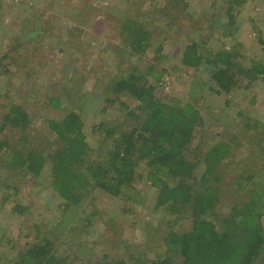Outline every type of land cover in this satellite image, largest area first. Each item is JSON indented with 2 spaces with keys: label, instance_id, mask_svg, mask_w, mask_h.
<instances>
[{
  "label": "rangeland",
  "instance_id": "374dc122",
  "mask_svg": "<svg viewBox=\"0 0 264 264\" xmlns=\"http://www.w3.org/2000/svg\"><path fill=\"white\" fill-rule=\"evenodd\" d=\"M183 2L187 6L165 0H0V122L10 103L22 105L31 119L29 145L18 140L20 134L13 136L15 145L23 151L37 146L46 152L54 134L45 120L75 110L83 117L86 140L96 147L102 139L98 124L131 122L127 111L137 104L105 93L107 79L132 67L139 74L152 66L163 71L158 81L145 74L157 97L187 102L199 111L201 121L191 145L198 149L190 154L200 156L213 143L230 142L232 153L217 169L220 180L209 182L220 190L216 213L226 215L252 187V179L246 178L237 186L238 174L245 175L249 166L264 179V83L243 77L230 92H217L205 66L186 67L180 56L193 39L204 40L212 50L232 46L242 52L245 66L264 60L257 40V31L264 37V0L241 1L236 28L228 35L218 28V23L227 21L226 0ZM129 17L151 30L144 53H133L122 43L121 28ZM159 42L164 58L156 60ZM86 93L97 97L87 109L81 105ZM53 97H59V106L49 101ZM2 133L10 132L6 128ZM200 140L202 144L196 146ZM6 158H0V264L13 259L35 233L50 235L61 212V200L48 183L49 170L37 178L20 177L6 168ZM139 168L146 170L142 164ZM131 186L126 197L93 190V205L85 207L86 212L95 210L85 236L91 264L106 253L150 257L162 248L161 236L169 228L189 227L188 219L177 222L155 207L157 190L146 178ZM15 202L26 209L24 213L12 211ZM262 221L264 225V217ZM255 264H264V255Z\"/></svg>",
  "mask_w": 264,
  "mask_h": 264
},
{
  "label": "trees",
  "instance_id": "16d2710c",
  "mask_svg": "<svg viewBox=\"0 0 264 264\" xmlns=\"http://www.w3.org/2000/svg\"><path fill=\"white\" fill-rule=\"evenodd\" d=\"M165 1L187 6L183 0ZM226 1L227 21L218 23L224 35L236 28L237 7L244 0ZM145 24L132 17L123 22L122 43L133 53H144L150 46L151 30ZM257 40L264 57V37L260 31H257ZM204 45V40L191 39L184 45L181 63L194 69L205 66L217 92H230L243 77L248 82L259 79L264 83V60L251 61V66H245L242 52L232 46L212 50ZM162 48L159 42L154 51L156 60L164 58ZM136 70L132 67L107 79L105 93H113L115 100L121 96L131 98L137 104L127 111L131 122L98 124L96 129L102 139L94 148L83 132L81 112L69 110L58 118L45 120L47 129L54 134V143L45 148L46 152L37 146H28L23 151L21 146L15 145L13 136L20 134L18 140L29 145V112L16 103H10L3 111L0 158L7 156L6 168L15 170L20 177L34 178L45 175L43 170H49L48 183L61 200L60 216L52 225L50 235L35 233L33 241L27 242L4 264H91L85 236L95 210L86 212L85 207L93 205V190L126 197V190L139 178H146L157 190L156 208L164 209L168 217L177 222L188 219L189 227L169 228L161 236L162 248L150 257L132 254L115 257L106 253L96 264H255L264 255L263 175L260 174L262 178L256 176L255 169L249 166L245 175L238 174L237 186L246 178L252 179V187L246 188L226 215H218L215 209L220 190L209 182L220 180L217 169L232 153L230 142L213 143L200 156L190 154L198 149H191V145L201 121L199 111L190 103L154 94V85L145 74L158 81L162 70L158 72L152 66L143 73L137 74ZM81 97V105L86 109L97 98L90 93ZM49 101L59 106V97ZM120 105L127 107L123 102ZM6 128L10 133L3 134ZM201 144L202 141L196 146ZM141 164L145 172L140 171ZM16 210L24 213L26 209L15 202L12 211Z\"/></svg>",
  "mask_w": 264,
  "mask_h": 264
}]
</instances>
